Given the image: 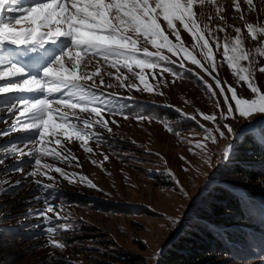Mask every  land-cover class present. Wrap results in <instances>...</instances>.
<instances>
[{
	"label": "snow or ice",
	"instance_id": "snow-or-ice-1",
	"mask_svg": "<svg viewBox=\"0 0 264 264\" xmlns=\"http://www.w3.org/2000/svg\"><path fill=\"white\" fill-rule=\"evenodd\" d=\"M207 2L214 5L217 16L224 19L219 14L225 9L217 0ZM205 3L206 0H37L30 7H22L20 0H0V14L20 12L15 18L8 15L0 24V97L4 94L21 97L11 103L5 100L8 112L16 113L17 119L9 130L0 131V136L22 132L29 137L23 142V147L13 144L10 148H0V152L21 157L27 155L30 161L26 166L31 169L27 175L41 190L57 187V178L52 175L54 172L69 184L80 182L102 191L88 176L68 173L47 162L49 157L57 162H66L69 157L76 159L66 147L73 139L80 142L85 152L93 154L89 141L99 146L103 139L95 129H105L108 133L113 131L105 115H119L125 120L130 118L123 112V106L110 107L111 101L102 89L112 88L113 85L105 83L101 67L115 70L108 71L106 75L116 79L120 87L149 93L155 91L156 95L162 96L163 91L158 89L161 84L167 87L168 81H157L153 86L146 78V70H150L153 80L158 75L163 77L164 73L183 79V75L169 65L178 64L180 68H185V59L199 67L215 83L213 88L212 84L199 77L217 109L210 114L197 110L203 121L213 125L209 128L200 124L204 134L193 144V148L207 157L205 163H211V157L207 155L208 142L215 145L219 139L233 136V143L227 145L223 153L226 159L235 152L236 141L246 142L252 137L264 145V117L256 122L259 128L250 124L239 132L230 123L238 119L248 120L254 114H264V86L256 79L257 72L264 74V66H255L258 61L251 50L245 49L239 27L235 28L237 35L231 39L226 36L223 43L218 37L214 38L215 49H222V60L217 61L213 45L205 35L208 25L201 28L194 10L197 4L203 6ZM243 3L249 10L253 9V0H243ZM232 6L239 14L237 18L245 20L241 0H232ZM219 30L225 31L224 28ZM181 31L190 34L194 43L186 46ZM246 32L252 41L261 40L264 38V23L256 25L249 22ZM170 37H174L175 42ZM61 38L68 43L61 44ZM49 44L56 48L49 50L46 47ZM150 48L155 51H150ZM197 48L202 59L193 54L192 50ZM165 51L177 60H172ZM256 52L264 57V40H261V47L256 48ZM66 61H71V65L66 66ZM92 61L97 63L95 70L89 72L87 69ZM220 64H226L230 74L242 82L249 92L248 96L238 92V87L228 83L227 79L222 81L219 78ZM121 69L127 70V74ZM98 76L97 84L95 77ZM130 76L139 84L129 81ZM125 81L129 83L125 85ZM217 89L220 97H217ZM81 113L87 116L82 117ZM134 118L140 122L154 119L140 113ZM190 118L196 120V116ZM111 124L118 125V122L112 119ZM166 127L169 132L178 134L172 127ZM24 148H28L26 153ZM104 160H108L107 155H104ZM92 162L97 163L95 160ZM3 163L0 158V164ZM15 171L23 173L24 167H17ZM37 177L46 178L49 183ZM175 182L180 185L179 179ZM180 190L188 195L182 185ZM34 199L44 205L38 210V216L48 225V244L53 249L64 250L67 243L62 237L56 239V234L73 232L74 225L67 222V217L61 216L48 195H36ZM49 213H53L55 222Z\"/></svg>",
	"mask_w": 264,
	"mask_h": 264
},
{
	"label": "rangeland",
	"instance_id": "rangeland-1",
	"mask_svg": "<svg viewBox=\"0 0 264 264\" xmlns=\"http://www.w3.org/2000/svg\"><path fill=\"white\" fill-rule=\"evenodd\" d=\"M217 2L225 9L219 14L224 16V19L217 16L215 6L208 3L207 0L203 6L197 4L194 9L197 12L201 28L208 25V32L205 35L210 39L209 43L213 45L217 61L222 60V49L220 51L215 49L214 38L218 37L223 43L226 36H229L230 39L235 37L237 35L235 28L239 27L242 30L241 35L244 37L245 49L251 50L255 59H258L255 66L257 68L264 66V57H260L256 52V48L261 47V40L264 38L252 41L246 32L247 23L251 22L256 25L264 23V0H253L252 10H249L241 0L242 10L245 13L243 21L237 18L239 14L235 13L232 0H217ZM221 28H224L225 31H220ZM181 37L186 46L194 43L190 34L184 31H181ZM170 39L175 42L174 37H170ZM150 51L155 50L150 48ZM192 51L198 59H202L199 48ZM165 54L169 55L172 60H177V57L171 56L166 51ZM67 63L70 66L72 62L68 61ZM243 63L247 64V62ZM184 64L185 68H180L178 64L169 65L174 71L181 73L183 79H175L172 75L164 73L163 77L158 75L156 80H153L150 70H146V78L151 85L155 86L157 81L161 80L168 81L167 87L161 84L158 89L163 91L164 95L162 96L156 95L155 91L149 93L120 87L116 79L106 75L108 71L115 72V70L102 66L101 75L104 77L105 83L113 85L112 88H103V90L125 95L124 100L107 97L111 101L110 107L112 105L118 108L123 106V112L130 118L125 120L119 115L115 117L105 115V119L109 120V126L113 131L108 133L105 129L98 127L95 129L103 139L99 146L94 141H89L88 146L93 148V154L85 152L80 146V142L73 139L71 143L66 144V147L76 159L73 160L69 157L66 162H57L51 157L47 158V162L54 163L68 173L88 176L102 191L89 188L80 182L69 184L59 174L53 172L52 175L57 178L58 188H63L69 195L77 194L87 200L109 205L107 209L100 207L94 209L91 204L79 206L63 203L62 200L55 198L60 194L58 190L53 188L41 190L33 182V178L27 175L31 170L26 166L30 161L27 155L21 157L0 152V158L4 161L3 164H0V171H3L0 173V220L4 215L17 212L22 207L23 211L25 210V213L16 220L23 238L4 240L0 236V257L3 256L4 259L0 264L159 263V257L166 244L181 232L186 221L192 216L193 205L198 195L215 182L213 175L219 163L225 159L224 150L234 140L233 136H229L228 139H219L218 144L215 145L208 142L207 155L211 157L210 165L205 163L207 157L204 153L193 148V144L197 140H201L204 134L200 124L209 128L213 127L211 122L202 120L197 110L207 114L217 111L214 100L199 77H203V81L212 84L213 88H215V83L187 59L184 60ZM95 65L96 63H92L87 71H94ZM218 71L222 81L227 79L228 83L238 87V92L244 96L249 95L242 82H238L236 77L230 74V69L226 64H220ZM121 72L127 74L125 69H121ZM185 75H191L192 78L187 79ZM99 79V76L95 77L97 84ZM173 79H175V83H172ZM256 79L259 84L264 86V74L257 72ZM129 81L139 84V81L131 76ZM129 81H125V85ZM88 83L91 84V81ZM140 87L143 88V85ZM216 91L217 97H220L218 89ZM17 98L20 96L4 94L3 97H0V103L3 106L5 100L11 103ZM138 103H141L140 107L137 105ZM144 105L169 108L176 112V115L181 119L190 120L196 126L189 132L174 134L169 132L167 127L151 113L145 114L154 117L151 122L137 121L134 117L138 113H144L143 109H146ZM2 106H0V131H7L14 125L17 114H10L7 108ZM178 109L179 111H177ZM10 115L12 116L9 118ZM81 116L86 117L87 114L81 113ZM191 116H196V120L191 119ZM262 117L264 114H254L248 120L238 119L230 123L239 132L241 128L250 124L257 127L258 123L256 122ZM112 119H115L118 125L111 124ZM22 134V132H10L7 136H0V142L6 143L0 148H10L14 144L13 141L17 137H21ZM15 144L23 147L20 142H15ZM24 151L26 153L28 148H24ZM104 155L108 156L107 161L104 160ZM93 160L97 163L94 164ZM17 167H24V172H16ZM36 179H42L44 183H49L43 177ZM176 179H179L180 185L176 184ZM245 183L237 182L235 185H228H231L243 196L253 199L262 198L257 190L249 192ZM181 185L188 195H184V192L180 190ZM255 187L256 184L252 185L251 189L254 190ZM10 188H16L14 194L9 197L5 196L4 192ZM66 193L62 192L61 195L64 196ZM36 195H48L56 209L60 211L61 216L67 217V222L74 225L73 232H58L56 234V239L62 237L67 243L64 250L53 249L48 244L49 235L46 234L48 225L44 224L38 216V210L44 205L40 201L35 202ZM32 202L34 204H30ZM48 215L52 216L55 222L53 213ZM250 262L243 264H253V261Z\"/></svg>",
	"mask_w": 264,
	"mask_h": 264
},
{
	"label": "trees",
	"instance_id": "trees-1",
	"mask_svg": "<svg viewBox=\"0 0 264 264\" xmlns=\"http://www.w3.org/2000/svg\"><path fill=\"white\" fill-rule=\"evenodd\" d=\"M185 78L192 77L185 75ZM137 105L140 107L141 103ZM144 106L146 109L141 114L151 113L176 133L189 132L196 126L190 120L181 119L169 108ZM235 147L231 158L219 163L213 175L215 182L198 195L192 216L181 232L166 244L158 264H243L250 261L264 264V145L250 137L246 142L236 141ZM237 182H246L249 192L257 190L262 198L243 196L228 185ZM255 184V189H251ZM15 189H8L4 192L5 196L14 194ZM62 197L66 203L79 206L91 204L94 209L109 208V205L87 200L77 194L66 193ZM24 213L22 207L0 220L3 231L0 236L4 240L23 238L16 220ZM3 260L1 256L0 262Z\"/></svg>",
	"mask_w": 264,
	"mask_h": 264
},
{
	"label": "bare ground",
	"instance_id": "bare-ground-1",
	"mask_svg": "<svg viewBox=\"0 0 264 264\" xmlns=\"http://www.w3.org/2000/svg\"><path fill=\"white\" fill-rule=\"evenodd\" d=\"M208 17V16H207ZM224 17V16H223ZM209 18V17H208ZM211 22V21H210ZM213 22V21H212ZM225 24H227V23H225ZM210 25V24H209ZM211 26H213V25H211ZM232 26H234L233 24H232ZM230 27V26H229ZM231 29V28H230ZM214 30H216V29H214ZM227 30V29H226ZM230 31V30H229ZM224 32V31H223ZM232 32V31H231ZM233 33V32H232ZM233 34H235V33H233ZM227 35V34H226ZM229 35V34H228ZM235 36V35H234ZM227 37H229V36H227ZM211 38V37H210ZM232 38H234V37H232ZM210 40V39H209ZM223 41V40H222ZM255 55V54H254ZM258 60V59H257ZM263 60V59H262ZM196 74V73H195ZM195 76H197V75H195Z\"/></svg>",
	"mask_w": 264,
	"mask_h": 264
}]
</instances>
